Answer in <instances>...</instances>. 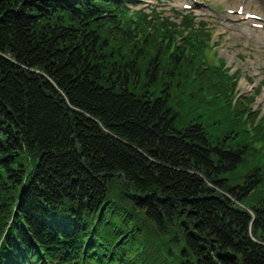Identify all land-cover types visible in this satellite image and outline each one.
Listing matches in <instances>:
<instances>
[{
    "label": "trees",
    "instance_id": "1",
    "mask_svg": "<svg viewBox=\"0 0 264 264\" xmlns=\"http://www.w3.org/2000/svg\"><path fill=\"white\" fill-rule=\"evenodd\" d=\"M113 1L0 0V226L15 201L35 238L101 209L107 264H168L162 239L183 264H264L263 157L243 101H223L235 83L197 33L124 25Z\"/></svg>",
    "mask_w": 264,
    "mask_h": 264
},
{
    "label": "rangeland",
    "instance_id": "2",
    "mask_svg": "<svg viewBox=\"0 0 264 264\" xmlns=\"http://www.w3.org/2000/svg\"><path fill=\"white\" fill-rule=\"evenodd\" d=\"M149 2H153L157 4L159 7H164L166 4L171 8L174 6L177 0H147ZM210 3H221L222 0H208ZM233 1V0H232ZM232 4V6H235L237 3V0H235ZM144 5H150V3H144ZM172 9V8H171ZM198 19L202 18L204 20H207V17H209L206 14L197 12ZM212 22V27L215 28V32L217 35H223L224 41H222L221 44V54L225 56V60L228 66H230L233 70L239 68L242 77L238 81V87L239 89L248 94L251 93L254 86L262 85V88L260 90L259 96L257 97L256 103L259 101V103H255V107L261 111L264 112V99L262 98L264 93V47L258 46L253 43H249L246 39L242 38L241 36L234 34L231 31H227L222 24H216V22L213 19H210ZM220 38V37H219ZM222 38V37H221ZM245 46V47H243ZM126 49V47L124 46ZM129 49V48H128ZM246 58H251L249 61ZM251 77L253 80L248 81L247 78Z\"/></svg>",
    "mask_w": 264,
    "mask_h": 264
},
{
    "label": "bare ground",
    "instance_id": "3",
    "mask_svg": "<svg viewBox=\"0 0 264 264\" xmlns=\"http://www.w3.org/2000/svg\"><path fill=\"white\" fill-rule=\"evenodd\" d=\"M245 2H247V3H248V2H249V0H245ZM262 98L264 99V93H263V96H262ZM242 110H243V108H242Z\"/></svg>",
    "mask_w": 264,
    "mask_h": 264
}]
</instances>
